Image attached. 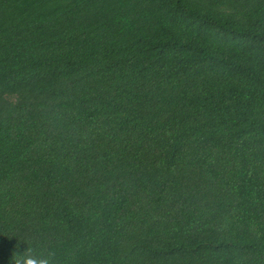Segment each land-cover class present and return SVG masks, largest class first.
<instances>
[{
	"label": "trees",
	"instance_id": "1",
	"mask_svg": "<svg viewBox=\"0 0 264 264\" xmlns=\"http://www.w3.org/2000/svg\"><path fill=\"white\" fill-rule=\"evenodd\" d=\"M18 240L264 264V0H0V264Z\"/></svg>",
	"mask_w": 264,
	"mask_h": 264
},
{
	"label": "clouds",
	"instance_id": "2",
	"mask_svg": "<svg viewBox=\"0 0 264 264\" xmlns=\"http://www.w3.org/2000/svg\"><path fill=\"white\" fill-rule=\"evenodd\" d=\"M19 241V240H18ZM20 244H24L23 250ZM9 264H59L57 250L36 240L19 241L11 253Z\"/></svg>",
	"mask_w": 264,
	"mask_h": 264
}]
</instances>
